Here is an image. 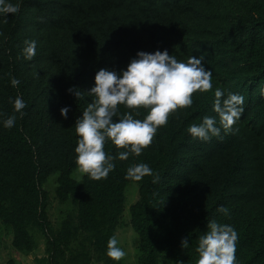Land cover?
<instances>
[{"label": "trees", "instance_id": "trees-1", "mask_svg": "<svg viewBox=\"0 0 264 264\" xmlns=\"http://www.w3.org/2000/svg\"><path fill=\"white\" fill-rule=\"evenodd\" d=\"M13 2L19 11L0 22V119L13 114L10 97L21 95L26 107L12 128L0 124V230L12 248L29 256L43 245L38 264H125L106 255L107 241L131 225L137 264H196L198 236L215 218L236 228L238 264H264V0ZM26 40L37 41L31 60L22 52ZM165 48L179 60L203 54L212 89L193 93V103L170 113L139 156L116 159L107 178L81 173L74 124L91 102L96 72L126 68L138 50ZM72 86L82 97L68 91ZM217 87L244 96L241 117L232 131L194 138L187 127L204 115L219 124ZM63 106H70L67 119ZM119 111L143 119L147 109ZM104 147L118 151L110 140ZM138 162L153 175L126 179ZM130 183L139 185V198L127 222ZM53 199L63 207L56 221Z\"/></svg>", "mask_w": 264, "mask_h": 264}, {"label": "clouds", "instance_id": "clouds-1", "mask_svg": "<svg viewBox=\"0 0 264 264\" xmlns=\"http://www.w3.org/2000/svg\"><path fill=\"white\" fill-rule=\"evenodd\" d=\"M19 8L18 2L0 0V22H7L8 14L17 13ZM36 47V40L25 41L22 52L26 60L35 56ZM204 59L202 54L179 60L166 48L154 52L138 50L126 68L119 71L100 68L95 74L94 85L87 91L91 102L87 103L74 124L77 134L74 159L79 171L99 180L107 178L116 166V159L127 160L130 155L139 156L152 143L158 128L167 123L170 113L190 106L193 93L212 89V70L202 63ZM10 83L16 87L20 80L13 76ZM68 91L77 98L83 95L77 86L70 87ZM261 94H264V88ZM214 97L212 107L219 116V124L216 116L204 115L199 123H191L187 127V132L194 138L207 141L213 136H220L222 129L232 131V126L241 117L243 95L217 87ZM9 99L13 114L0 119L4 128H12L16 122L15 113L23 116L22 110L26 107L21 95ZM119 105L137 111V114L142 106L147 112L140 119L132 111L120 112ZM69 110L70 106L60 109L65 119ZM114 117L119 119L114 120ZM108 140L117 146L115 155L105 151ZM120 148L125 150L121 151ZM145 175H153V169L145 162L132 163L125 172L126 179L137 181ZM217 211L229 214V209L224 205L218 206ZM237 240L238 232L233 225L218 222L215 218L208 220L207 230L198 236L196 264H238ZM188 245L189 238H183L181 246L186 248ZM106 255L116 261L126 255L115 234L107 241ZM179 264H183V261H179Z\"/></svg>", "mask_w": 264, "mask_h": 264}, {"label": "rangeland", "instance_id": "rangeland-1", "mask_svg": "<svg viewBox=\"0 0 264 264\" xmlns=\"http://www.w3.org/2000/svg\"><path fill=\"white\" fill-rule=\"evenodd\" d=\"M128 197L125 203V212L128 213L129 218L126 214V220L130 221V207L138 201L139 198V185L137 183H130L128 188ZM51 215L52 219L56 221L60 215V211L63 210L62 205L58 203L57 200L53 199L51 205ZM130 225V223H129ZM117 239L119 241V246H121L126 255L123 257L125 264H137V252L139 237L133 230L132 226H124L117 232ZM44 254V246L36 252V254H31L25 256L16 252L11 246V240L0 230V264H8L10 259H15L17 264H38L37 260L41 259ZM163 264H171L164 260Z\"/></svg>", "mask_w": 264, "mask_h": 264}]
</instances>
